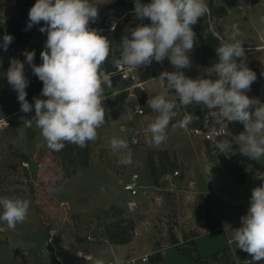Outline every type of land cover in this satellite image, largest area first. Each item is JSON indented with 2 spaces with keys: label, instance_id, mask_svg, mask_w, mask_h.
I'll use <instances>...</instances> for the list:
<instances>
[{
  "label": "rangeland",
  "instance_id": "374dc122",
  "mask_svg": "<svg viewBox=\"0 0 264 264\" xmlns=\"http://www.w3.org/2000/svg\"><path fill=\"white\" fill-rule=\"evenodd\" d=\"M209 1L205 0L208 14ZM213 1L217 6H224L227 14L222 17L209 14L211 30L220 37V43L227 39L233 31L238 34V39L245 49V63L257 76L250 91L246 94L264 103V22L261 21L264 17V0ZM35 2L36 0H0V22L14 14L19 16L20 9H26L29 13ZM91 2L97 4L99 15L98 19L90 22L89 26L98 31L120 27L131 32L140 24L151 23L147 18L143 20L136 18L135 0H91ZM150 2L151 0H141V3ZM44 26L42 21L29 28L28 31L25 29L22 31L31 37L36 33L40 34L39 29ZM2 39L0 29V45H2ZM8 54L7 50L0 47V122L2 120L10 122L8 126L0 127V180L3 181L0 189L8 192L6 196L27 199L31 204L27 220L17 224L14 231L9 230L4 222H0V264H88L82 254L95 251V248L100 250L104 259L112 258V248L120 258L140 254L150 256L159 250L166 264H197L196 261L194 263L193 258L181 254L178 246L171 242L174 235L179 245H183L185 237L193 234H199L194 240L201 255H207L229 246L231 254L229 262L224 259L211 264H229L233 261L235 264H264V261L253 262L248 253L236 248L235 243L229 244L228 242L234 230L242 226L241 217L247 214L250 207L252 189L264 183L257 178L259 174L264 173V157L256 161L241 154L242 172L235 174L225 166L224 160L210 159L204 149L207 160L214 161L216 164L220 163L221 167H224L233 177V182L245 183L243 188L238 185L233 186L232 194L229 195L231 203H226L223 197L217 196V199L207 197L205 193H201L203 189H206L207 184L202 179V175L197 173V168H199L197 162L200 159L198 146L192 142V137L187 136L184 130L172 127V124L182 119L183 116V107L179 105V100H177V108L174 109L177 115L167 129V140L158 146H148L145 142V136L148 134L146 130L153 119L148 118L144 122L141 121L139 125L137 124V128L130 125L129 122L133 115L130 97L127 91L118 92L116 89H121L126 83L130 85L132 82L112 76V84H118L112 88L111 111H109V101L104 99L106 121L98 129V138L102 133L109 134L107 136L109 141L114 136L123 139L127 136L130 146L128 151L134 158L140 159L143 156L147 158V150L156 152L159 149H166L176 166L163 176L162 186L153 184L151 187L148 185L151 181L148 162L142 164L140 160L137 166L133 168L128 166L127 173L138 171L141 175L140 185H148L147 189L140 188L136 195H131L124 188L127 181L122 180L120 176H114L108 167L99 162V149L104 146L100 147L101 145L95 141L93 142L94 148L91 144V155L93 156L90 165L71 178L62 180L60 163L55 151L48 149L40 131L35 134L32 125L35 122L31 120L35 115L34 106L28 113L19 110L18 94L8 84L5 75L10 66ZM189 57L191 67L182 69L187 77L192 79L216 78L211 68L199 66L196 45ZM11 58L19 59L24 63V67H30L20 49H15V54ZM175 70L170 61L165 58L162 64L153 60L150 66L138 68L136 76L140 81L145 80L144 87L149 92V98L167 93V98L171 99L175 91L167 92L166 80L165 82L160 81L158 77L162 71ZM36 95L34 94L29 99L26 98L30 104L34 103ZM203 110V113L208 111L204 107ZM9 111H15L14 115L5 117V113ZM27 120L32 123L28 125ZM235 124L236 122L229 123V130L234 129ZM123 127L126 128L123 129ZM5 130L14 131L15 135L11 138L6 137ZM134 132L137 133L140 141L131 146L134 144L132 142ZM202 141L205 147V142L203 139ZM9 144H12V149ZM22 155H25L28 160L23 161ZM107 158L112 162H117L112 152L108 153ZM24 162H27L26 165ZM133 163L136 162L133 161ZM23 166H26L30 172L35 185L34 193L27 190V179L22 176ZM188 166H190L188 172L191 174L183 180ZM175 169L179 173L173 176L171 173H174ZM241 174L245 175V180L238 183ZM187 183H195L196 189H193V184L188 187ZM50 187H60L61 190L58 193H51L49 192ZM145 190H148L146 195ZM217 192L219 196L223 195L218 189ZM126 197L135 198L138 205L136 204L133 209L128 206V209L123 210L112 204L122 202L123 199L125 201ZM59 201L68 204L72 210L70 216L61 212L58 207ZM98 207L107 208L99 209ZM119 212L125 216L134 217L136 220L135 235L131 242L124 245L111 244L103 229V223L116 219ZM50 223L60 228L58 235L52 238L48 232ZM209 223L214 225V230H211ZM89 234L95 236V239H88ZM144 264L150 263L148 261Z\"/></svg>",
  "mask_w": 264,
  "mask_h": 264
},
{
  "label": "clouds",
  "instance_id": "9594fccd",
  "mask_svg": "<svg viewBox=\"0 0 264 264\" xmlns=\"http://www.w3.org/2000/svg\"><path fill=\"white\" fill-rule=\"evenodd\" d=\"M207 11L205 0H151L150 3L135 0L136 18H147L151 23L132 29L130 38L122 37L116 63L136 71L141 66H150L153 60L162 64L167 58L176 69L162 71L158 77L160 81L166 80L167 92L174 90L175 95L168 99L167 93H161L147 101L156 113L146 130L148 146H158L167 140V129L177 115L174 109L179 100L185 109L197 105L208 110L204 126L210 134H216L225 123L243 124L241 133L217 140L214 147L225 153L235 144L241 154L258 161L264 157V103L246 94L257 76L245 63V49L238 34L233 31L216 47L218 60L211 67L215 79H192L182 71L191 67L189 54L197 41L193 26ZM98 15L97 4L91 0H36L28 13V28L43 21L45 26L39 31L47 33L45 50L40 53L42 64L33 63L34 50L23 52L33 74L42 81L41 95L46 97L34 98L35 115L31 120L40 129L48 149L55 152L62 151L66 144L84 148L96 141L98 129L106 121L104 89L112 88L114 74L107 73L102 66L111 54L112 42L89 27ZM261 21L264 22V17ZM12 41L13 37L5 34L0 47L6 51ZM5 75L18 94L20 110L31 112L33 105L26 99L29 81L24 74V63L11 58ZM199 119L185 111L172 127L190 131L189 126ZM110 148L119 165L133 164L127 140L114 136ZM257 178L264 181V173ZM60 190V187L49 188L51 193ZM30 204L17 196L0 197V222L14 231L17 224L27 220ZM241 223L229 244L235 243L253 262L264 261V183L252 189L250 207L241 217ZM94 264L104 261L96 259Z\"/></svg>",
  "mask_w": 264,
  "mask_h": 264
},
{
  "label": "trees",
  "instance_id": "16d2710c",
  "mask_svg": "<svg viewBox=\"0 0 264 264\" xmlns=\"http://www.w3.org/2000/svg\"><path fill=\"white\" fill-rule=\"evenodd\" d=\"M208 6H209V14L212 16L222 17L225 14H227L226 8L224 6H217L213 0L209 1ZM209 14L207 12L206 15L200 18L197 24L193 26V30L197 36V41L195 44L197 59H198V64L201 68H211L212 65L216 63L218 60L216 54V47L220 45V37L214 34L210 28V24L208 20ZM28 20L29 17L27 10L20 9L19 16L17 17L12 16L0 22L1 25L0 29L2 35L4 36L5 34H9L13 37L12 42L14 44H20L22 46H25L28 40L30 39V36L24 33L22 30L28 24ZM89 27L92 28V26ZM99 32L101 35L106 36L112 42L111 54L108 57L105 64L102 66L104 71L110 73L115 69V61L119 59L120 56V50L118 49V45L121 43L122 37L127 35L130 38V31L117 27L113 29L110 28V29L99 30ZM43 50H45V48ZM40 53L33 62L37 66L42 64ZM30 69L33 75V80L29 81V85L26 88V92H27L26 98L29 99L34 94H37L38 98L46 99V97H43L41 95L43 88L42 81H40L39 78L33 74L31 66ZM133 92L136 98L138 99V101L144 104L146 98L144 90L136 86L133 88ZM185 111H189L195 116L200 118L197 122L193 123L192 125L201 124L202 114L204 111L202 106L192 105L189 106L187 109L183 107L182 115L184 114ZM145 112L147 114L154 113L148 106L147 107L145 106ZM137 121H138V116L133 115L132 123H137ZM243 130H244L243 124L236 122L235 128L229 130L227 134L219 137L218 140L230 138L231 135L232 136L238 135ZM4 133L7 134L5 136L9 138L15 135V132L12 130H5ZM204 142H205L206 153L210 157V159L212 160L218 159L222 161L224 160L225 166L228 167L232 173L236 174L239 171L242 172V167L240 166L242 155L239 152V147L237 145L234 144L233 149L230 152L220 153L219 150L214 147L216 141L205 140ZM9 147H11L12 149V144H9ZM109 152H111V149L105 147L100 148L99 149L100 160L103 163H106L111 168H113L115 171L119 170V168L124 167L123 165H119L117 162L110 161L107 158ZM148 153H149V165H150L153 184L155 186H162L164 184V181L162 180L163 176H165L171 170V168L175 167L176 164H174L171 161L169 151L166 149H159L158 151L156 150V152H154V150L152 151L149 150ZM55 154L60 163V169H61L60 172H61L62 180H65L73 176L79 170L84 169L90 165V159L92 154L91 142H89L88 145L84 148H80L73 144H66L62 151L55 152ZM21 157L23 161L28 160V158L25 155H22ZM22 176L27 179L26 182L27 190L34 193L35 185L30 177V172L26 166L22 167ZM238 180H239L238 183L244 182L245 175L241 174ZM1 183H3L2 180H0V184ZM6 194H8L6 190L4 191L0 189V197L6 196ZM209 225L211 230H214L215 228L214 225L211 223H209ZM103 229L107 240L111 244L124 245L131 242L135 235L136 220L134 217L125 216L122 212H119V215L116 219L109 222L106 221L103 223ZM195 236L197 235L193 234L189 237H185L184 244L179 245L178 239L176 238V236L173 235L171 242L172 244L178 246L179 252L181 254L193 258L197 264H211L218 260H224V259L227 260L226 262H229L228 260L229 257L231 256L229 246L224 247L223 249L217 250L208 255H201L194 240ZM149 263L166 264L164 263L163 255L159 250L149 256ZM229 264H235V262L233 261L230 262Z\"/></svg>",
  "mask_w": 264,
  "mask_h": 264
},
{
  "label": "crops",
  "instance_id": "0c3cea01",
  "mask_svg": "<svg viewBox=\"0 0 264 264\" xmlns=\"http://www.w3.org/2000/svg\"><path fill=\"white\" fill-rule=\"evenodd\" d=\"M14 17H17L15 14H14ZM9 18V17H8ZM3 36V35H2ZM46 40H47V33H40V34H34V35H32L31 37H30V39L28 40V42H27V44L25 45V46H22V45H20V44H14L13 42H11L9 45H8V47H7V52L9 53L8 54V58H10L11 59V57H13V55L15 54V49H20V51L23 53L25 50H27V51H35V57H34V61H35V59L37 58V56L39 55V53L45 48V43H46ZM2 41H3V39H2ZM33 61V62H34ZM27 63V62H26ZM141 68V67H140ZM24 74H25V76H26V78L28 79V81H32L33 80V75H32V72H31V69H30V67H28V66H25L24 67ZM159 75H160V73H159ZM137 82H140L141 84H142V90H144V92H145V95H146V98H149V92L146 90V88L144 87V82H145V80H143V81H140V80H136ZM167 83V82H166ZM165 83V84H166ZM118 83H116V84H112V88H115L116 87V85H117ZM136 87V86H135ZM109 89V88H107L106 86H105V89H104V99H106V101L108 100L109 101V107H110V109H109V111H111V99H110V97L112 96V93H113V89ZM134 88V86H133V83H130V85H128L127 83L123 86V87H121V89H116V91H118V92H121V91H127L128 92V96L130 97V102L132 103V105H133V103L135 102V101H137L138 99L136 98V96L134 95V92H133V89ZM106 92V93H105ZM134 97V98H133ZM35 98H38L37 97V95L35 96ZM145 98V99H146ZM179 102V101H178ZM33 106H34V103L32 104ZM19 110H20V105H19ZM34 111H35V109H34ZM11 112H13V113H11ZM14 112L15 111H9L8 113H5V117H11V116H13L14 115ZM13 114V115H12ZM132 117H133V115H132ZM132 117H131V119H130V125H133V127H136L137 128V125H136V123H132ZM27 122H28V125L30 124V123H32V122H30V120H27ZM35 122V121H34ZM33 125V128L35 129V134H38L39 133V131H40V129H38L37 127H36V124L35 123H33L32 124ZM130 127V126H129ZM126 127H123V129H125ZM134 134V133H133ZM132 134V135H133ZM109 134H105V133H102L101 134V136H100V138H98L97 140H96V142L99 144V145H101L100 147H102V145L104 146V147H108V148H110V141H109V139L107 138V136H108ZM131 135V136H132ZM103 137H106V138H103ZM124 138H125V140H128L129 138H127V136H124ZM42 139H44L43 137H42ZM192 139V142H194L197 146H198V150H199V152H198V157L200 158L199 160H198V162H197V165H198V167L199 168H197L198 170H197V173L199 172L201 175H202V179L206 182V184H207V186H206V189H203L204 191H201V193H205V195H207V197H210V198H212V199H217V196L218 197H220V198H222L223 197V199H224V201L226 202V203H231V202H229V195L230 194H232V191H233V186L234 185H238V186H240V187H244L245 186V183H242V184H237V183H235V182H233V177L230 175V174H228V172L225 170V168L224 167H221V164L219 163V164H216L214 161H209V160H207V158H206V155H205V152H204V149H205V147H204V143H203V141H202V138H200V137H192L191 138ZM95 142V141H94ZM91 144H92V146H93V148H94V145H93V142H91ZM133 145H135V144H132L131 146H133ZM132 148V147H131ZM111 149V148H110ZM129 149H130V146H129ZM128 149V150H129ZM142 153H143V151H142ZM144 155V154H143ZM92 156L93 155H91V158H92ZM98 160H99V162L100 163H102L103 165H105L106 167H108L110 170H111V173L114 175V176H120V177H122V180H125V182L126 181H128V180H130L131 179V176H132V174H134V173H137V174H139V176L141 177V175H140V173L138 172V171H133V172H131V173H127V171H126V168L128 169V166H124V167H122V168H119V171H115L113 168H111L110 166H108L106 163H103L100 159H99V157H98ZM132 160L133 161H135L136 163H133L130 167L131 168H133L134 166H137L138 165V162L140 161V160H142L141 162H142V164L143 163H147L148 162V164H149V153H148V150H147V158H145V156H143L141 159L140 158H134L133 156H132ZM90 163H91V159H90ZM87 168V167H86ZM149 168H150V165H149ZM85 169V168H84ZM81 170H83V169H81ZM81 170H79V171H81ZM188 170H190V166H188L187 167V169H186V172H187V174H185V178L183 179V180H186L188 177L187 176H189L190 174H191V172H188ZM78 171V172H79ZM196 171H194V173H195ZM150 173H151V171H150ZM76 174V173H75ZM74 174V175H75ZM171 175H175V173H171ZM150 176H151V174H150ZM72 177V176H71ZM70 177V178H71ZM69 179V178H68ZM230 180V181H229ZM124 182V183H125ZM229 182V183H228ZM191 185L193 184V189H196V186H194L195 185V183H190ZM190 184L189 183H187V186L189 187L190 186ZM148 185H150V187H151V185H153V181H152V177H151V181L149 182V184ZM148 185H147V187H148ZM243 185V186H242ZM205 186V185H204ZM217 189L218 190H220L221 191V193L223 194L222 196H219L217 193ZM193 191H195V190H193ZM129 192V191H128ZM145 195L148 193V190H145ZM196 193H198V192H196ZM200 193V192H199ZM229 193V194H228ZM131 194V193H130ZM131 195H133V194H131ZM136 195V194H135ZM192 196H196V195H192ZM124 201V199L122 200V202H119V203H112V204H115L117 207H120L121 209H123V210H126V209H128L129 207L131 208V203H135L136 202V200H135V198H130V197H126L125 198V201ZM216 201V200H215ZM126 204V205H125ZM137 204V202L135 203V205ZM68 205V204H67ZM138 205V204H137ZM129 206V207H128ZM69 207V206H68ZM109 207V206H108ZM136 207V206H135ZM99 209H106V208H104V207H98ZM70 209V208H69ZM133 209V208H132ZM70 211L72 212V210L70 209ZM75 212H77V211H75ZM199 235V234H198ZM197 235V236H198ZM202 235V234H201ZM196 237V236H195ZM111 245V244H110ZM113 246H111V248H112ZM163 251V250H162ZM111 252H112V258H113V256H114V254H115V251H114V249L112 248V250H111ZM82 255H84V258L86 259V262L88 263V264H94V261L96 260V259H102L104 262L105 261H107V260H110V259H112V258H110V259H104V257H103V254L100 252V250L99 249H97V248H95V251H88V252H86V253H84V254H82ZM163 255V254H162ZM208 255V254H207ZM194 263H195V260H194Z\"/></svg>",
  "mask_w": 264,
  "mask_h": 264
},
{
  "label": "built area",
  "instance_id": "2783aa9c",
  "mask_svg": "<svg viewBox=\"0 0 264 264\" xmlns=\"http://www.w3.org/2000/svg\"><path fill=\"white\" fill-rule=\"evenodd\" d=\"M24 29H25V31L29 30L28 27H26ZM110 73L114 74L112 76H118L122 80L132 82L134 87L138 86V87L142 88V84L140 82L136 81L137 76H136L135 70L125 68V67H123V66H121L115 62V69ZM148 100H149V98H146L144 104H142L140 101L137 100L132 105L133 106V115L138 116V121H137L136 125L137 124L139 125L141 121H143V122L146 121L148 118L154 119V117L156 115V113L147 114L145 112V106L146 107L148 106V104H147ZM206 113L207 112L202 114V122L200 125H190L189 126L190 131H184V132L189 137H200L204 141L205 140L217 141L219 137L227 134V132L229 131V123L228 124L225 123L222 127L218 128L216 134H214V135L210 134L208 132V129L205 128V126H204V118H205ZM209 122H211V121L209 120ZM8 125H10V122L8 120H2L0 122V127H4V126H8ZM138 125H137V127H138ZM217 127H219V126H217ZM136 134L137 133L134 132V135L132 136V142L134 144H138L140 141L139 137ZM26 163L27 162H24L25 165H26ZM174 173L178 174L179 172L176 170ZM139 179H140L139 174H137V173L132 174L131 179L124 184V188L133 195L137 194L138 190L140 188L147 189V186L140 185ZM58 205H59L58 207L61 209V212H63L64 215L70 216L69 215L70 214L69 207L64 201H59ZM49 225H50V227H49L48 232H49L51 238L57 236L58 233L60 232V228L57 226H54L52 223H50ZM87 238L90 240H94L95 236L89 234L87 236ZM148 261H149V255L148 254L127 256L124 258L117 257V254H114L113 258L105 261L104 264H118V262H120V264H144V263H147Z\"/></svg>",
  "mask_w": 264,
  "mask_h": 264
},
{
  "label": "water",
  "instance_id": "95a60500",
  "mask_svg": "<svg viewBox=\"0 0 264 264\" xmlns=\"http://www.w3.org/2000/svg\"><path fill=\"white\" fill-rule=\"evenodd\" d=\"M135 203H131V208H135Z\"/></svg>",
  "mask_w": 264,
  "mask_h": 264
}]
</instances>
